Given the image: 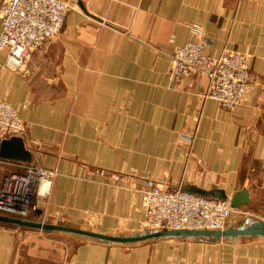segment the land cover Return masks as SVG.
Returning <instances> with one entry per match:
<instances>
[{
    "label": "crops",
    "instance_id": "obj_1",
    "mask_svg": "<svg viewBox=\"0 0 264 264\" xmlns=\"http://www.w3.org/2000/svg\"><path fill=\"white\" fill-rule=\"evenodd\" d=\"M70 1L58 37L32 53L29 76L0 58V100L24 123L31 162L57 174L46 221L127 237L143 231L142 189L193 187L247 193L227 228L264 222V0ZM193 25L210 56L250 57L234 110L205 99L206 72L179 84L169 76L173 50L196 39ZM11 163H0V178ZM0 264H264V238L109 246L0 223Z\"/></svg>",
    "mask_w": 264,
    "mask_h": 264
},
{
    "label": "built area",
    "instance_id": "obj_2",
    "mask_svg": "<svg viewBox=\"0 0 264 264\" xmlns=\"http://www.w3.org/2000/svg\"><path fill=\"white\" fill-rule=\"evenodd\" d=\"M71 9L70 0H0V58H4V68L23 78L29 76L32 53L42 51L58 37ZM191 33L196 39L175 48L170 55L171 80L179 84L192 72L204 71L210 77L205 99L227 111L234 110L244 101L251 81L249 55L224 49L210 56L199 26L193 25ZM24 133V123L15 107L0 100V145ZM11 165L12 171L0 178V216L44 223L43 210L56 172L33 162ZM141 200L143 232L222 231L234 213L229 198L214 200L180 190L142 189Z\"/></svg>",
    "mask_w": 264,
    "mask_h": 264
},
{
    "label": "water",
    "instance_id": "obj_3",
    "mask_svg": "<svg viewBox=\"0 0 264 264\" xmlns=\"http://www.w3.org/2000/svg\"><path fill=\"white\" fill-rule=\"evenodd\" d=\"M0 160L17 163L29 164L32 161V156L25 149L23 140L20 137H13L9 140H3L0 145ZM182 192H186L198 197H207L214 200L226 201L228 198L223 191L211 189L209 191L197 188H183ZM230 206L233 210H237L239 206L248 204L247 193L239 191L229 198ZM38 215L40 212L37 213ZM0 223L16 226L19 228L32 229L42 232H59L71 235L80 236L82 238L106 243L109 246L112 244H138L152 240L161 239H235L259 237L264 238V222L258 220H246L244 225L238 228H226L222 231H192V230H161L150 231L132 234L127 237L105 236L96 234L90 231L75 229L67 226L53 225L49 223L30 222L24 220H16L0 216Z\"/></svg>",
    "mask_w": 264,
    "mask_h": 264
},
{
    "label": "rangeland",
    "instance_id": "obj_4",
    "mask_svg": "<svg viewBox=\"0 0 264 264\" xmlns=\"http://www.w3.org/2000/svg\"><path fill=\"white\" fill-rule=\"evenodd\" d=\"M71 6H72V9H73V4H72V3H71ZM72 9H71V10H72ZM235 215L238 216V212L235 213V211H234V213L232 214V218H233V216H235ZM232 218H231V221H232ZM46 220H47V219H44L43 222H44V223H48ZM230 224H231V223H230ZM86 231H87V230H86ZM143 231H144V230H143ZM143 231H141V232H143ZM66 247H67V249L69 250L70 245H67Z\"/></svg>",
    "mask_w": 264,
    "mask_h": 264
}]
</instances>
